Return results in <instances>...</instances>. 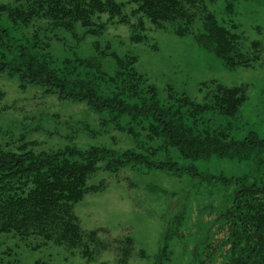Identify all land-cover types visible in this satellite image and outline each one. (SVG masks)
Listing matches in <instances>:
<instances>
[{
    "label": "trees",
    "instance_id": "trees-1",
    "mask_svg": "<svg viewBox=\"0 0 264 264\" xmlns=\"http://www.w3.org/2000/svg\"><path fill=\"white\" fill-rule=\"evenodd\" d=\"M203 2L129 0L134 5L132 16H138L137 24L130 25L132 40L146 39L136 33L138 28L145 30L142 19L155 29L169 25L179 37L191 34L198 19L202 32L194 39L200 48L213 53L227 70L250 67L260 57V44L251 42L250 53H243L242 36L232 31L236 27L232 25L231 30L219 25ZM122 8L113 0H12V4L0 5V15L6 16L11 27L0 25V76H17L21 88L38 86L59 99L83 102L98 112L109 111L113 121L127 116L128 127L117 124V129L135 140L134 124L146 122L148 140L160 143L149 148L148 155L132 150L119 154L100 147L35 153L26 143L15 150L0 145V234L38 236L45 242L78 251L87 261L116 246L117 264H126L133 254L132 239L105 242L98 237L99 230L84 231L74 205L84 195L104 190L103 182L87 186L89 178L100 169L99 163L103 164L102 170L110 173L139 165L178 178L185 175L209 182L217 178L225 187L234 186L226 198L229 204L221 205L224 211L208 224L194 254L195 264H264V138L251 131L236 138L230 123L214 127L212 118L205 116L215 112L234 119L247 100L246 89L213 82L211 87L205 86L208 93L203 103H194L186 96L175 97L172 91L164 102L156 88L135 70V57H115L112 75L101 73L99 64L88 60L84 67H94L95 71L82 76L79 60L56 64L49 52L48 38L38 36L37 24L43 20H47L46 31L70 32L79 24L88 33L98 34L106 22L97 24L93 16L106 14L110 21L117 18V23L127 24ZM29 27V36L12 33ZM170 150L184 163L172 159ZM158 153L167 158L157 159ZM211 158L248 164L247 173L233 179L201 174L197 164ZM217 233L222 234L218 239ZM139 255L144 258V251Z\"/></svg>",
    "mask_w": 264,
    "mask_h": 264
},
{
    "label": "rangeland",
    "instance_id": "rangeland-1",
    "mask_svg": "<svg viewBox=\"0 0 264 264\" xmlns=\"http://www.w3.org/2000/svg\"><path fill=\"white\" fill-rule=\"evenodd\" d=\"M113 1L123 5L122 14L128 22L119 24L117 18L110 21L106 14L95 15L92 18L95 23L106 22L98 34L88 33L79 24L70 32L46 31L47 20L37 24L38 36L48 38L49 52L56 64L79 60L83 67L79 69L80 74L89 76L94 73V67L84 66L92 60L99 64L101 73L112 75L115 57H135V70L156 88L159 99L164 102L172 91L175 97L186 96L194 103H203L208 93L205 86L213 82L226 87H244L247 100L234 119L215 112L205 116L212 118L214 127L230 123L232 136L236 138L250 131L264 138V0L203 2L219 25L228 29L232 25L236 27L231 30L242 36L243 53H250L251 42L260 44L259 59L250 67L233 71L227 70L213 53L197 45L194 35L202 32L198 19L192 25L191 34L184 37L175 35L169 25L155 29L142 19L145 30L141 32L138 28L136 33L146 39L136 42L132 40L130 28L138 22V16H132L134 5L129 0ZM4 4H12V0H0V5ZM0 25L11 28L3 14ZM31 32L29 27L12 33L29 36ZM113 119L109 111L98 112L83 102L59 99L38 86L21 88L17 76H0V145L11 150L26 143L35 153L100 147L119 154L132 150L148 155L149 148L160 145L159 141L148 140L146 122L140 126L134 124L135 140L126 131L117 129V124L128 127L127 116ZM169 155L184 163L174 151L170 150ZM155 157L167 158L163 153ZM98 166L100 169L89 178L87 186L103 182L104 190L86 194L74 205L81 228L86 232L99 230L98 237L105 242L130 237L134 248L126 264H195L196 248L208 224L224 211L221 205L229 204L226 198L234 186L225 187L217 178L210 182L185 175L178 178L139 165L124 167L117 173L102 170V163ZM247 167L248 164L216 158L197 164L201 174L232 179L243 177ZM221 236L217 233L216 239ZM140 251H144V258L139 255ZM117 260L116 246L87 261L78 251L45 242L38 236L20 238L13 233L0 234V264H117Z\"/></svg>",
    "mask_w": 264,
    "mask_h": 264
}]
</instances>
